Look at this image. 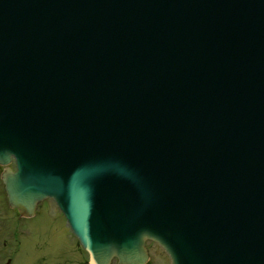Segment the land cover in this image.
<instances>
[{
  "label": "water",
  "instance_id": "water-1",
  "mask_svg": "<svg viewBox=\"0 0 264 264\" xmlns=\"http://www.w3.org/2000/svg\"><path fill=\"white\" fill-rule=\"evenodd\" d=\"M254 78L261 111L233 120L228 85ZM189 86L226 96L211 127L182 124ZM13 156L10 205L54 198L90 264H145L147 239L173 264H264V0H0Z\"/></svg>",
  "mask_w": 264,
  "mask_h": 264
},
{
  "label": "rangeland",
  "instance_id": "rangeland-1",
  "mask_svg": "<svg viewBox=\"0 0 264 264\" xmlns=\"http://www.w3.org/2000/svg\"><path fill=\"white\" fill-rule=\"evenodd\" d=\"M10 165L14 166V163ZM1 170L2 167L0 172ZM2 189L0 182V208L7 209L9 225L13 228L16 225L15 216L12 215V208L9 207ZM30 221L32 223L28 240L24 242V247L14 257L12 264H56L64 260L65 254L71 264H84L88 259L86 250L72 232L65 214L52 199L40 203L37 214ZM21 224L17 229L21 231L19 238L23 239L22 231L28 227ZM148 246L151 260L147 264H171L168 254L157 242L149 240ZM1 254L0 251V257ZM112 264H116L115 261Z\"/></svg>",
  "mask_w": 264,
  "mask_h": 264
},
{
  "label": "flooded vegetation",
  "instance_id": "flooded-vegetation-1",
  "mask_svg": "<svg viewBox=\"0 0 264 264\" xmlns=\"http://www.w3.org/2000/svg\"><path fill=\"white\" fill-rule=\"evenodd\" d=\"M7 209L0 208V251L2 252L0 257V264H12L14 263V257L18 254L19 251L24 247L25 241L28 240L31 227V219L34 217H24L21 216L19 211L12 209V215L15 216L16 225L13 228L9 225L8 212ZM22 223V224H21ZM25 225L26 228L22 231L23 239H20V232L17 227L18 225ZM21 237V238H22ZM14 238V240H11ZM10 241V242H9ZM55 250L56 248H52ZM56 264H71L70 259L65 254L64 260H60ZM84 264H89L88 259Z\"/></svg>",
  "mask_w": 264,
  "mask_h": 264
}]
</instances>
